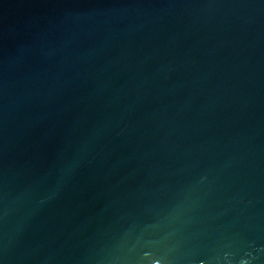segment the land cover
Returning <instances> with one entry per match:
<instances>
[{"label": "water", "instance_id": "obj_1", "mask_svg": "<svg viewBox=\"0 0 264 264\" xmlns=\"http://www.w3.org/2000/svg\"><path fill=\"white\" fill-rule=\"evenodd\" d=\"M0 264H264V0H0Z\"/></svg>", "mask_w": 264, "mask_h": 264}]
</instances>
